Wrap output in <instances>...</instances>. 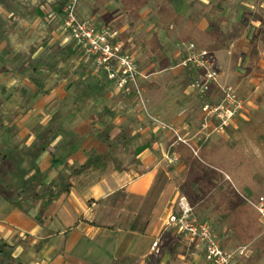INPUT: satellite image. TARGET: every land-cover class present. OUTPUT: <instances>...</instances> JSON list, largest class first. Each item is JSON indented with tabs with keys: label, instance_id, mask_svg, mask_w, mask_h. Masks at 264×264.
Returning <instances> with one entry per match:
<instances>
[{
	"label": "rangeland",
	"instance_id": "obj_1",
	"mask_svg": "<svg viewBox=\"0 0 264 264\" xmlns=\"http://www.w3.org/2000/svg\"><path fill=\"white\" fill-rule=\"evenodd\" d=\"M59 1L17 0L19 12L14 16L0 1V138H15L18 126L37 133L47 131L52 115L61 108L57 102L60 93L67 94L63 107L74 101L76 106L96 112L104 109V93L111 80L66 29L64 14L58 15L54 8ZM122 1L78 0L75 11L81 21L92 23L97 30L118 33L116 39L123 43L124 54L136 60V82L147 110L171 125L184 141H178L169 129L150 123L158 132L153 137L168 133L171 147L167 160L174 164L171 180L161 178L162 186L170 185L177 191L168 225L181 230L184 242L191 246L189 233L179 224L183 217L180 202L185 199L193 207L198 225L209 227L220 248L233 254L231 264H264V247L258 245L264 227L253 207L264 198V90L259 88L264 78L250 83L251 69L243 75L247 67L238 47L249 31L240 29L235 15L223 16L224 0H150L145 8L130 12ZM170 9L183 16L175 29L161 19V12ZM189 19L197 29L214 37L194 31ZM123 34L126 39L121 38ZM154 35L161 45L158 53L150 50ZM28 60L57 65L55 70L42 68L37 75L23 74L21 64ZM262 74L259 71L258 75ZM35 78L45 85L43 92L35 86ZM113 83L122 102L136 109L135 87L129 84L127 92ZM61 84L62 90L53 94ZM154 106L162 107L165 113L151 112ZM5 154L21 162L20 151L0 146V157ZM22 172L25 170L19 167L15 175L9 173L0 158V195L15 200L17 189L13 186H19ZM238 199L257 215L262 231L247 245L235 240L222 218V207ZM30 250L27 247L17 261L37 264V249ZM190 250L196 252L192 246ZM199 252L209 264L204 251ZM27 253L28 259L24 258ZM0 264L7 261L0 259Z\"/></svg>",
	"mask_w": 264,
	"mask_h": 264
},
{
	"label": "crops",
	"instance_id": "obj_2",
	"mask_svg": "<svg viewBox=\"0 0 264 264\" xmlns=\"http://www.w3.org/2000/svg\"><path fill=\"white\" fill-rule=\"evenodd\" d=\"M224 1L223 16L235 15L240 29L249 31L243 45L238 46L247 67L243 75L252 70L250 83H259L264 78V74L258 75L259 71L264 73V0ZM109 82L104 93L106 104L97 112L76 106L74 101L61 106L67 94L60 93L57 102L61 108L57 111L62 119L49 148L40 156L33 149L41 141V133L32 128L18 126L15 138H0V146L22 155L18 162V158L5 154L12 162L7 171L15 175L19 167L25 170L18 184L21 188L13 186L17 189L15 200L0 195V241L13 249L7 264H24L16 258L24 256L27 247L30 252L37 249V264H112L119 257H128L127 264L156 260L159 264H205L198 250L191 252L192 245L188 247L184 242L181 230L168 225L177 196L170 185H161L164 176L170 182V167L174 165L167 161L171 150L168 133L153 137L158 132L149 120L122 102L113 81ZM259 88L264 90V81ZM151 112L165 113L156 106ZM94 152H110L127 170H117L111 162L105 170H90L72 178L69 192L49 205L46 198L18 199L17 193L29 191L35 176L50 184L60 173L70 175L84 165ZM53 159L61 162L58 168H52ZM155 241H159L156 251ZM176 243L182 247L174 251ZM165 248L169 251L163 252Z\"/></svg>",
	"mask_w": 264,
	"mask_h": 264
},
{
	"label": "trees",
	"instance_id": "obj_3",
	"mask_svg": "<svg viewBox=\"0 0 264 264\" xmlns=\"http://www.w3.org/2000/svg\"><path fill=\"white\" fill-rule=\"evenodd\" d=\"M3 7L11 13L13 16L17 15L19 12V5L17 3V0H0ZM69 0H60L57 4L54 5L55 12L58 15L63 14L64 7L68 4ZM150 3V0H123L122 4L126 11H138ZM163 17L161 18L163 22L170 23L172 25V28L175 29L178 24L183 20V16L180 15L177 11L174 9L166 10L161 12ZM165 16V17H164ZM188 24L193 26V30L196 31L199 34L211 36L210 33L202 32L199 29H197L194 26V21L192 19H189ZM122 39H126V35H121ZM184 40V39H183ZM156 35H154L153 39L149 42L151 51L154 53L160 52L161 45L158 43ZM21 73H33L35 75L40 73V70L42 68H47V70H55V67L57 64H49L47 62H32L30 60L24 61L21 64ZM33 82L35 86L37 87L39 92H43L45 89V85L39 78L33 79ZM192 83V82H191ZM62 119V113L60 111H57L54 113L49 121V128L46 129L47 131L41 133L38 137L41 139L39 144H37L34 149L33 153L37 156H40L43 152H45L51 143L52 137L56 133V125L61 121ZM110 132V129L106 132V137L108 136V133ZM204 161L203 159H201ZM114 163L115 168L117 170H120L122 172L126 171L127 168L122 167V164L120 161L112 156L110 152H106L104 154H98L96 152L91 153L89 156L87 162L74 170L70 175L67 173H60L57 179L52 181L50 184H44V178L40 176H35L32 179V183L30 185L29 191H23L17 193L18 199H26V198H32V199H38V198H46V205H49L52 203L55 199L59 198L63 193L69 192L70 190V180L72 178H77L81 176L82 174H85L86 172L93 170V171H102L107 169L110 163ZM1 163L2 165L10 169V166L12 162L9 160V158L6 155L1 156ZM60 161L54 160L52 161V168H58L60 165ZM20 201V200H19ZM221 211H223V220H226L227 225L230 228L231 233H233V236L235 237V240L239 242L240 245H247L255 241L258 237L261 236L262 231L259 227V224L257 223L258 217L257 215L251 211V209L248 207V204L242 200L238 199L234 204L231 206L225 205L222 207ZM230 240V239H228ZM154 244V243H153ZM258 245L260 247H264V236H262L258 240ZM182 245L180 243H176L173 247L174 251H177L180 249ZM12 247L9 246L7 243L0 241V259L5 261H11L10 258V252L12 251ZM169 249L165 248L163 249V252H168ZM173 258V255L171 254V259ZM258 260L261 259L259 256L257 258ZM130 261L128 257H119L117 258L112 264H127ZM150 264H159V261H152Z\"/></svg>",
	"mask_w": 264,
	"mask_h": 264
},
{
	"label": "built area",
	"instance_id": "obj_4",
	"mask_svg": "<svg viewBox=\"0 0 264 264\" xmlns=\"http://www.w3.org/2000/svg\"><path fill=\"white\" fill-rule=\"evenodd\" d=\"M77 1L78 0H69L68 4L63 9L64 25L67 30L72 32L75 42L87 55L96 59L98 65L108 73L109 79L115 81L120 90L128 92L129 84L135 87V112L144 116L146 115L145 117L153 125H158L162 129H169L177 136L178 141H182L179 133L171 125H167L160 121L147 110L146 100L141 88L136 82L139 71L136 60L132 55L124 54L123 43H120L118 39H116L118 33H110L107 30L99 31L92 23L81 21L75 11ZM213 76L214 74H211L209 77L212 78ZM207 110L208 108L206 112ZM228 118L229 117H226L227 120ZM225 124L226 123H224V125ZM180 207L183 217L179 224L189 233L191 245L198 251H204L205 258L209 264H231L233 261V254L220 248L211 235L209 227H201L198 225V219L194 217V210L190 203L185 199H181ZM253 207L257 211L264 227V198L254 203ZM158 247L159 241H155L153 250L156 251Z\"/></svg>",
	"mask_w": 264,
	"mask_h": 264
}]
</instances>
